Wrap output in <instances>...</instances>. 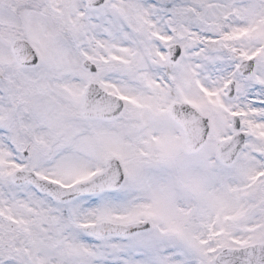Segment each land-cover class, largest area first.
I'll return each instance as SVG.
<instances>
[{
    "label": "snow or ice",
    "instance_id": "obj_1",
    "mask_svg": "<svg viewBox=\"0 0 264 264\" xmlns=\"http://www.w3.org/2000/svg\"><path fill=\"white\" fill-rule=\"evenodd\" d=\"M0 264H264V0H0Z\"/></svg>",
    "mask_w": 264,
    "mask_h": 264
}]
</instances>
